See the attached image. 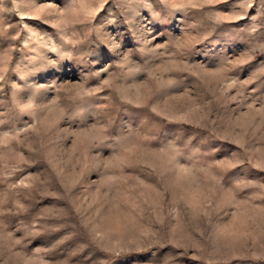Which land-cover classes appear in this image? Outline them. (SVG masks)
I'll return each instance as SVG.
<instances>
[{"label": "rangeland", "instance_id": "374dc122", "mask_svg": "<svg viewBox=\"0 0 264 264\" xmlns=\"http://www.w3.org/2000/svg\"><path fill=\"white\" fill-rule=\"evenodd\" d=\"M0 264H264V0H0Z\"/></svg>", "mask_w": 264, "mask_h": 264}, {"label": "snow or ice", "instance_id": "6c2138e0", "mask_svg": "<svg viewBox=\"0 0 264 264\" xmlns=\"http://www.w3.org/2000/svg\"><path fill=\"white\" fill-rule=\"evenodd\" d=\"M56 2H58V3H59V2H61V0H56Z\"/></svg>", "mask_w": 264, "mask_h": 264}]
</instances>
